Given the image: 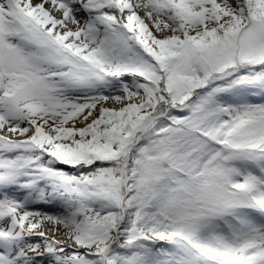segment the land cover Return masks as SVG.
Here are the masks:
<instances>
[{"label": "snow or ice", "instance_id": "1", "mask_svg": "<svg viewBox=\"0 0 264 264\" xmlns=\"http://www.w3.org/2000/svg\"><path fill=\"white\" fill-rule=\"evenodd\" d=\"M0 264H264V0H0Z\"/></svg>", "mask_w": 264, "mask_h": 264}]
</instances>
